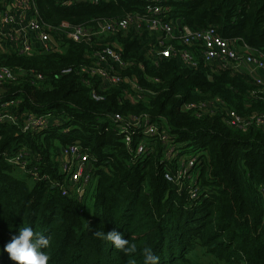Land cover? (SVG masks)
<instances>
[{
	"label": "trees",
	"instance_id": "16d2710c",
	"mask_svg": "<svg viewBox=\"0 0 264 264\" xmlns=\"http://www.w3.org/2000/svg\"><path fill=\"white\" fill-rule=\"evenodd\" d=\"M9 1L0 0V9ZM35 4L47 23L65 20L90 26L143 13L151 6L149 0H35ZM165 10L177 30L212 27L220 37L240 38L264 55V0H169ZM158 36L131 29L104 35L91 48L66 40L57 53L32 57L0 53V66L33 70L46 78L34 86L23 73L0 100H18L20 115L51 112L59 120V125L36 134L0 124V264H16L4 247L21 227L50 238L44 249L49 264H128L131 258L143 264L145 247L159 257V264H264V128L242 131L225 124L220 114L199 118L183 108L191 101L220 97L246 118L263 112L264 104L253 100L255 87L243 73L212 71L201 62L183 68L178 60L167 58L158 67L151 65L149 51ZM107 46L131 62L121 76L138 79L141 100L125 98L129 86L121 81L95 101L80 77L63 73L88 64L89 50ZM116 113L147 115L175 144L183 145L185 155L201 153L203 162L194 170L202 188L197 200H189L186 192H177L164 179L177 162H164L156 139L136 130L130 135V148L125 145L112 119ZM143 138L153 146L148 156L135 151ZM76 142L91 164L80 196L74 192L62 196L47 180H35L8 161L23 151L33 160L29 168L44 173L50 182L60 181L57 151ZM97 230L120 232L137 251L132 257L125 255L96 238Z\"/></svg>",
	"mask_w": 264,
	"mask_h": 264
},
{
	"label": "built area",
	"instance_id": "2783aa9c",
	"mask_svg": "<svg viewBox=\"0 0 264 264\" xmlns=\"http://www.w3.org/2000/svg\"><path fill=\"white\" fill-rule=\"evenodd\" d=\"M168 1L149 0L151 6L143 13H128L125 17L113 21H94L90 26L72 24L65 20L58 24L47 23L39 17L35 0H10L0 9V53H15L24 57L57 53L64 49L66 40L83 43L91 48L94 41L104 35L131 29L136 31L145 29L159 35L149 51L151 65L158 67L162 60L167 58L178 60L183 68H195L201 62L212 71L243 73L254 81L251 82L255 87L252 92L253 100L262 101L264 104V55L256 49L249 48L240 38L226 40L220 37L212 27L202 31H192L187 27L177 30L173 22L166 19L165 6ZM87 58L90 60L88 64L72 66L63 70V73L80 77L93 100H102L104 98L102 92L121 81L129 86L125 98L135 101L143 98L138 79L135 76L130 78L121 76V72L131 62L123 61L119 51L108 46L91 49ZM241 63H244V70L240 68ZM23 73L29 76L30 85L39 86L45 82V76L33 70L13 71L10 67L0 66V94L8 89V85L17 83L16 80ZM18 106L19 101L16 99L0 100V124H13L24 133L35 134L49 126L59 125L54 113L29 112L20 115ZM183 108L199 118L220 114L225 124L242 131L264 128V111H254L245 118L230 109L220 97L191 101ZM112 119L118 125L120 134L124 135V143L129 148L132 144L130 135L136 130H141L151 140L156 139L162 146L161 156L164 162L167 165L177 162L173 172L166 171L164 178L175 182L178 189L185 187L189 200L199 198L202 188L196 181L198 174L194 170L196 164L200 165L203 162L201 153L185 155L183 145L175 144L167 130L147 115L124 116L116 113ZM136 145V154L144 155L150 152L149 149L153 150L152 144L145 138ZM8 161L35 180H47L51 187L59 189L62 196L70 195L72 192L80 196L91 174L88 154L78 142L60 146L57 151L55 161L58 164L60 181L50 182L47 175L39 174L36 168H29L28 165L33 160L31 158L28 160V155L23 151L17 152Z\"/></svg>",
	"mask_w": 264,
	"mask_h": 264
},
{
	"label": "clouds",
	"instance_id": "9594fccd",
	"mask_svg": "<svg viewBox=\"0 0 264 264\" xmlns=\"http://www.w3.org/2000/svg\"><path fill=\"white\" fill-rule=\"evenodd\" d=\"M96 238L110 242L114 248L130 257L137 251L135 244H130L123 235L112 230L105 234L102 230L93 233ZM50 246V238L34 232L31 227H21L19 235L12 236L10 242L5 245L4 251L16 264H49L50 256L44 251ZM128 264H137L135 258H131ZM143 264H159V257L150 247L143 249Z\"/></svg>",
	"mask_w": 264,
	"mask_h": 264
},
{
	"label": "rangeland",
	"instance_id": "374dc122",
	"mask_svg": "<svg viewBox=\"0 0 264 264\" xmlns=\"http://www.w3.org/2000/svg\"><path fill=\"white\" fill-rule=\"evenodd\" d=\"M19 56H21V55H19ZM240 68L242 69V70H244V63H241L240 64ZM247 77L249 78V80L252 82V83H254V81L247 75ZM161 134H163V133H161ZM179 146L181 145V144H178ZM149 151H151L150 149H149ZM145 156H148L149 155V153H146V154H144ZM90 176H91V174H90ZM165 179V178H164ZM166 180V179H165ZM166 181H168V180H166ZM169 183H171L175 188H177V192H186L187 193V197H188V192H187V189L184 187V188H181V189H178V187H177V185H176V183L175 182H170V181H168ZM83 193V192H82ZM82 195V194H81ZM203 264H210V262H204Z\"/></svg>",
	"mask_w": 264,
	"mask_h": 264
},
{
	"label": "water",
	"instance_id": "95a60500",
	"mask_svg": "<svg viewBox=\"0 0 264 264\" xmlns=\"http://www.w3.org/2000/svg\"><path fill=\"white\" fill-rule=\"evenodd\" d=\"M176 24H177V26L179 25V21H176ZM51 40L52 41H54V39L53 38H51Z\"/></svg>",
	"mask_w": 264,
	"mask_h": 264
}]
</instances>
